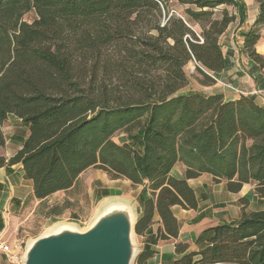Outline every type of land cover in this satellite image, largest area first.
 I'll list each match as a JSON object with an SVG mask.
<instances>
[{
  "label": "trees",
  "instance_id": "obj_1",
  "mask_svg": "<svg viewBox=\"0 0 264 264\" xmlns=\"http://www.w3.org/2000/svg\"><path fill=\"white\" fill-rule=\"evenodd\" d=\"M167 1L0 0V147L9 114L29 129L14 156L0 155V166L21 163L37 199L70 189L89 167L145 186L150 196L135 232L147 229L156 211L160 240L178 236L173 206H197L187 179L208 173L233 192L254 182L264 198V105L250 95L225 101L180 93L189 84L188 61L202 84L214 82L204 68L226 67L219 37L236 15L245 21L246 5L178 0L186 8L176 16ZM254 1L257 19L244 48L262 67L254 45L264 0ZM177 162L186 168L183 178L171 174ZM206 232L208 245L198 252L175 244V264H264V210Z\"/></svg>",
  "mask_w": 264,
  "mask_h": 264
},
{
  "label": "crops",
  "instance_id": "obj_2",
  "mask_svg": "<svg viewBox=\"0 0 264 264\" xmlns=\"http://www.w3.org/2000/svg\"><path fill=\"white\" fill-rule=\"evenodd\" d=\"M240 1L246 5L245 21L240 23L236 15L235 22L231 23L219 37L220 47L227 61L226 67L218 73L204 68L205 72L214 79V82L202 84L197 81L195 85L191 86L190 81L186 86L188 88L184 87L180 93L221 94L225 101H233L241 96L250 95L258 105H264V65L260 67L249 57L244 48L246 31L257 19L259 5L254 0ZM258 33H260V37L254 45L255 52L259 56H264V25L260 26ZM1 130L4 135V144L0 147V155L8 160L22 147L23 141L29 134V129L22 123L21 118L9 114L2 123ZM90 168L93 167L88 169ZM88 169L79 175L76 182L88 172ZM185 169L181 163L177 162L171 170V174L175 178H183ZM103 172V174L98 173L90 181L92 184H98L93 185L96 191L100 192L98 196L104 198L125 195L133 199L135 201L133 214L137 219L142 214L144 201L150 196L149 188L142 185L133 188L134 185L123 177H118L115 181H107L104 175L108 173ZM118 181L120 185H125L128 188L131 186L133 190L122 192L119 186L117 188ZM187 182L193 188L197 206L193 209H185L180 205L171 208L179 227L177 238L164 240L157 238L159 229H163V227L159 214L154 211L149 227L134 234L138 254L133 264H175L179 258L175 253L176 243L187 244V252H198L208 245L206 240L209 232L206 231L209 228L235 222L243 213L248 215L252 211L264 210V198L256 194L254 182L243 184L236 192L228 188V181L215 182L212 175L208 173L187 179ZM68 190H60L44 199H37L33 194V182L31 179H26L21 163L0 166V240L10 244L9 240L13 234L11 228H14V222L19 219L18 213L29 211L44 202L45 199L55 200L61 192ZM197 258L199 256L195 255L194 260ZM14 260L15 258L9 254L0 253V264H17Z\"/></svg>",
  "mask_w": 264,
  "mask_h": 264
},
{
  "label": "water",
  "instance_id": "obj_3",
  "mask_svg": "<svg viewBox=\"0 0 264 264\" xmlns=\"http://www.w3.org/2000/svg\"><path fill=\"white\" fill-rule=\"evenodd\" d=\"M119 202L122 207L105 214L104 209L86 231L62 225L65 227H58L61 230L56 228L59 231L54 229L32 239L23 264H133L138 254L133 241L137 219L129 201Z\"/></svg>",
  "mask_w": 264,
  "mask_h": 264
},
{
  "label": "rangeland",
  "instance_id": "obj_4",
  "mask_svg": "<svg viewBox=\"0 0 264 264\" xmlns=\"http://www.w3.org/2000/svg\"><path fill=\"white\" fill-rule=\"evenodd\" d=\"M167 6L171 12L176 16L183 15L186 5L178 2V0H168ZM227 8L228 12H234L232 5L225 6L220 5L217 8ZM218 13V12H217ZM26 21H32L35 18L34 12H28L24 16ZM193 29L198 33V25H193ZM196 64L193 60L188 61L185 66V72L188 76L190 85L193 86L196 82L201 79V75L196 71ZM200 83V82H199ZM193 84V85H192ZM188 88V87H186ZM185 88V89H186ZM196 88V87H194ZM184 89V88H183ZM183 91L182 89L180 90ZM98 173L103 174L104 172L98 168H90L77 182L74 183V187L71 190L61 192L55 200L45 199L44 202L36 207L31 208L29 211L18 213L19 218L14 222V228H11L12 237L9 240L11 245L15 244L17 249V257L14 262L17 264H23L22 258L25 253L26 246L41 235L54 230L62 225L72 227L74 230L86 231L91 223L95 221L111 202L119 200H127L130 202V206L133 207L135 201L124 196H109L101 198L98 196L99 191L90 183L91 179ZM107 181L116 180L117 178L111 177L109 174L104 175ZM117 182V181H116ZM118 186L122 192H130L135 188L130 186L129 188L125 185ZM95 189V190H94ZM134 239V236H133ZM134 241V240H133Z\"/></svg>",
  "mask_w": 264,
  "mask_h": 264
},
{
  "label": "built area",
  "instance_id": "obj_5",
  "mask_svg": "<svg viewBox=\"0 0 264 264\" xmlns=\"http://www.w3.org/2000/svg\"><path fill=\"white\" fill-rule=\"evenodd\" d=\"M17 249H18V247L15 244L10 245V244L0 240V253L4 252L6 254H9L13 258H16L17 257Z\"/></svg>",
  "mask_w": 264,
  "mask_h": 264
},
{
  "label": "bare ground",
  "instance_id": "obj_6",
  "mask_svg": "<svg viewBox=\"0 0 264 264\" xmlns=\"http://www.w3.org/2000/svg\"><path fill=\"white\" fill-rule=\"evenodd\" d=\"M122 206H123V205H122L121 202H119V203L112 202L108 207L105 208L104 214H105V212H108V211L111 210V209H119V208L122 207ZM61 227H65V226H61ZM58 229L61 230V228H58ZM58 229H56V230H58ZM70 229H71V228H70ZM58 231H59V230H58Z\"/></svg>",
  "mask_w": 264,
  "mask_h": 264
}]
</instances>
